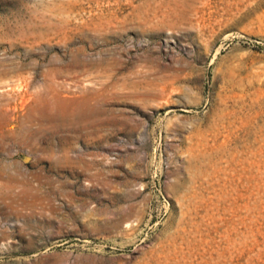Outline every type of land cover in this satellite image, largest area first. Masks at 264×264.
<instances>
[{
	"label": "rangeland",
	"instance_id": "rangeland-1",
	"mask_svg": "<svg viewBox=\"0 0 264 264\" xmlns=\"http://www.w3.org/2000/svg\"><path fill=\"white\" fill-rule=\"evenodd\" d=\"M0 264H264V0H0Z\"/></svg>",
	"mask_w": 264,
	"mask_h": 264
}]
</instances>
